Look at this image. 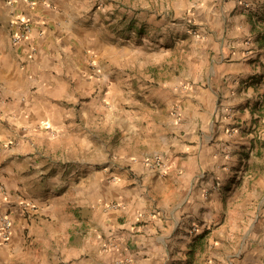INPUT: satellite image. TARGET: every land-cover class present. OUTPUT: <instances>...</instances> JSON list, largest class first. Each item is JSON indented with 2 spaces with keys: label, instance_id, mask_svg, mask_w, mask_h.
Masks as SVG:
<instances>
[{
  "label": "crops",
  "instance_id": "0c3cea01",
  "mask_svg": "<svg viewBox=\"0 0 264 264\" xmlns=\"http://www.w3.org/2000/svg\"><path fill=\"white\" fill-rule=\"evenodd\" d=\"M112 1L0 0V218L12 221L0 264H45L32 249L46 255L56 240L61 251L62 226L74 222L66 237L84 243L72 264H190L206 241L198 256L213 255L203 264H264V168L228 184L251 159L255 129L264 140V0H193L200 29L221 33L222 56L214 68L211 59L206 90L153 96L158 114L180 105V122L162 114L145 126L110 123L108 112L128 102L114 90L126 53L105 27L121 3ZM131 4L132 15L180 7ZM15 17L34 20L29 42L12 44ZM158 153L165 174L151 166ZM211 222L219 226L203 235Z\"/></svg>",
  "mask_w": 264,
  "mask_h": 264
},
{
  "label": "rangeland",
  "instance_id": "374dc122",
  "mask_svg": "<svg viewBox=\"0 0 264 264\" xmlns=\"http://www.w3.org/2000/svg\"><path fill=\"white\" fill-rule=\"evenodd\" d=\"M110 1L114 2L112 0ZM133 1L121 0V3H113V8L110 11H117L120 8L125 9L121 14L114 11V14L119 15L120 20L118 21L121 23L118 21L117 23L115 22L119 18L115 19L114 14H108L107 16L109 18L105 22L106 29L113 34V36H110V41L114 45L118 44L119 48L123 49L121 51L126 53L124 67L122 68L126 71V75L118 78L120 79V85L119 87L115 85L114 90L121 89L122 98L128 102L122 103V107H119L118 104L113 110L108 112L110 115V123L122 126L126 122H140V126H142V122H144L145 126L149 120H151L150 122L152 120L156 121L162 114L164 115L163 119L173 118L178 123L182 115L180 105L175 103L172 109L173 111L168 113L159 108L158 114L156 108L153 106L154 103H157V100L153 96L160 94L162 97H166L170 92H173L177 96L186 91L191 92L197 89L206 90L208 88L206 75L212 70L210 69V65L212 64L211 59L214 60L212 66L214 68V66H217L218 60L224 50V48L219 47L221 33L217 30L215 32L210 31L205 33L202 31L203 29H200L201 25L198 24L199 22L196 20V16L193 15L195 10L193 0L190 3L189 1L186 2L184 7H181L182 0H173L180 7L173 8V14L167 13L169 12L168 8H162L159 10L161 14L157 16H152L144 11H142V14L137 11L139 15L127 13L129 9L133 11L130 6ZM208 44L210 45L208 49L204 48V45ZM119 48L118 50H120ZM144 95H151V97L144 98ZM255 130L256 133L253 134V138L256 144L251 159L247 160L245 170L241 176L238 177V174L234 173L230 177V182L228 181L230 187L234 182H241L244 177L252 182L262 174L264 166L261 163L262 155L260 148H264V140L260 136L262 133L261 128ZM125 131H127L125 133H127L126 135L128 137V130ZM123 132L120 131L119 135L112 138V141L116 142L117 145H120L119 136H122ZM171 152L169 154L173 155L174 153ZM177 156L174 155V157ZM155 157H162L161 153L156 154ZM100 163L96 165L97 168H99ZM114 166L118 167L120 165L116 163ZM113 179L114 177L109 178L110 181H113ZM206 179L208 182L210 178L206 176ZM213 185L215 186L216 184ZM211 192L208 191V195ZM232 200L233 197L226 194L225 201L232 202ZM62 217L68 220V222L71 219L69 215L66 216L65 214ZM78 225L75 222L72 223L70 230L62 226L63 232L60 235L62 240L59 247L61 251L58 250V241L51 240L47 242L49 244L48 246H43L44 249L48 250L47 254H43L41 247L38 245V247L32 249V259H38V262L43 260L45 264H72L71 259L74 257L73 252H75L72 249L77 245L81 247L84 241H82L80 235H78L79 239L76 240L68 239L66 235L71 230H74L75 226L78 227ZM54 226L53 228L59 231L61 225L58 223L56 228ZM218 226L219 224L211 222V226L206 228L202 234L210 235ZM191 230L193 229L191 228ZM196 232L197 229L193 230L192 233L194 234ZM208 246V241L199 244L197 251L191 252V256L188 255V258L191 259L189 263H208V256H212L213 254L208 252V254L198 256L200 252L199 248L204 250ZM213 247L214 244H212ZM211 252L213 251L211 250ZM68 254L70 255L69 257L66 256ZM53 256H55V259ZM196 260L199 261L196 262Z\"/></svg>",
  "mask_w": 264,
  "mask_h": 264
},
{
  "label": "built area",
  "instance_id": "2783aa9c",
  "mask_svg": "<svg viewBox=\"0 0 264 264\" xmlns=\"http://www.w3.org/2000/svg\"><path fill=\"white\" fill-rule=\"evenodd\" d=\"M35 26L34 20L29 17H15L11 21V42L13 45H21L29 42L32 38L33 29ZM151 166L165 174L168 169V163L161 157H155L150 161ZM12 221L9 216H2L0 218V234L2 238L6 239L11 233Z\"/></svg>",
  "mask_w": 264,
  "mask_h": 264
}]
</instances>
